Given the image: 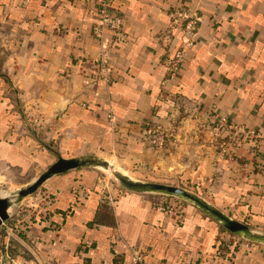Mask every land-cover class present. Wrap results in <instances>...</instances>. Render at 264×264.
<instances>
[{"label": "crops", "instance_id": "1", "mask_svg": "<svg viewBox=\"0 0 264 264\" xmlns=\"http://www.w3.org/2000/svg\"><path fill=\"white\" fill-rule=\"evenodd\" d=\"M111 5L122 33L105 31L101 46L91 34L96 0H0V180L30 184L59 156H111L135 179L189 185L264 231V139L221 157L209 122L217 113L264 136V0ZM177 6L199 14L191 36L165 31ZM178 45L184 60L168 77ZM103 50L109 80L85 83L81 60ZM147 123L166 135L163 148L147 141ZM42 186L49 200L0 264H133L136 249L140 264H264V247L220 240V224L192 204L163 210L151 193L107 186L96 168Z\"/></svg>", "mask_w": 264, "mask_h": 264}, {"label": "built area", "instance_id": "2", "mask_svg": "<svg viewBox=\"0 0 264 264\" xmlns=\"http://www.w3.org/2000/svg\"><path fill=\"white\" fill-rule=\"evenodd\" d=\"M111 1L112 0H96L97 16L95 21L91 24V34L99 41L101 46H104L106 43L104 39L105 31H110L116 36H120L122 33V25L124 21L123 14L120 11L112 8ZM199 21L200 17L196 10L188 9L184 6H177L168 11V22L165 31L169 35L175 31H178L183 35L191 36L197 29ZM183 60V47L180 45L175 46L166 63L168 77H173L176 74ZM80 67L87 76L85 79V83L87 84L98 79L109 80L106 75L108 71V60L106 58L105 50L101 52L100 57L95 61L88 59L81 60ZM109 118L112 119L111 113L109 114ZM209 122L210 125H212V131L214 135L213 143L215 144L217 152L221 157L229 156L231 151H234V147L240 146L244 143H246L250 148H256L259 145L260 140L264 139V136L258 129L233 123L232 121L217 113H212L210 115ZM146 125H149V123ZM144 132L146 134L151 133L153 136L160 137L158 141H161V136L164 135L159 126L153 125H149L144 130ZM158 147H161V145ZM45 198H47V201L49 200L48 196ZM108 201L112 203L113 197H109ZM159 207L168 211L170 210L171 206L159 205ZM224 235H220V240L230 239V243L234 247H240L242 245L248 246L247 244H251L247 241H240L234 236L228 235L227 237ZM143 258L144 254L142 251L137 249L132 251L131 262L133 264H140Z\"/></svg>", "mask_w": 264, "mask_h": 264}, {"label": "water", "instance_id": "3", "mask_svg": "<svg viewBox=\"0 0 264 264\" xmlns=\"http://www.w3.org/2000/svg\"><path fill=\"white\" fill-rule=\"evenodd\" d=\"M81 167L102 168L110 172L124 187L145 193H158L172 196L192 204L207 214L229 232L252 242L264 244V233L250 228L246 223L239 221L223 210L217 208L210 201L190 189L179 186L165 184L161 182L143 181L135 179L132 176L117 169L107 159L96 156L81 157H57L46 169H44L37 178L26 187L18 190L19 197L33 193L48 178L55 174L65 172L70 169ZM9 200L7 197L0 196V227H4V221L9 217L8 214ZM6 229V228H5Z\"/></svg>", "mask_w": 264, "mask_h": 264}, {"label": "rangeland", "instance_id": "4", "mask_svg": "<svg viewBox=\"0 0 264 264\" xmlns=\"http://www.w3.org/2000/svg\"><path fill=\"white\" fill-rule=\"evenodd\" d=\"M147 135V141L150 142L152 145L159 146L161 145V148H163L165 142L167 141L166 135L161 136V141H158L160 137L153 136V134H146ZM155 137V138H154ZM101 158H105L108 161H110L114 166H116L119 170L123 171L122 168L118 166L117 160L114 157L111 156H104ZM98 169L100 173V177L105 180V183L107 186L112 185H119L123 186L122 183H120L110 172H108L105 169L102 168H96ZM148 175H146L142 180L147 181ZM158 176H155V178ZM14 179V178H13ZM18 180L17 178H15ZM141 180V179H140ZM165 183V182H161ZM165 184H171V185H179V186H184L191 191L198 193V191L195 189H192L191 187H187L189 185H182L180 183H173V182H167ZM28 184H20L17 182L11 183L6 180H0V196L2 197H7L9 200V207H8V214L9 217L4 221V227H0V254L3 253L4 246L10 247L13 244H16L18 246V250H20L22 247L19 243V240L22 236L21 232V226L25 224V219H27L28 216H32L33 213L39 209L40 207L43 206V204L47 201V198L44 197L42 191H43V186L40 185L36 191L33 193L27 194L23 197H19L18 195V190L26 187ZM196 190V191H195ZM153 202L154 203H161L163 205H169L173 206L175 201H179L181 203H188L185 202L181 199L172 197V196H167L163 194H158V193H151ZM190 204V203H188ZM221 230L230 236H234L235 238L239 239L240 241H247L248 243H251L250 245H259L261 247H264V244L261 243H256L252 242L249 240H245L231 232H229L227 229H225L221 224H220ZM252 228V227H251ZM253 230H256L258 232L264 233V231L257 230L252 228ZM22 233V234H21ZM228 237V236H227ZM242 243V242H240ZM249 245V244H247ZM20 247V248H19ZM8 248L6 247V250ZM11 250H14V248H10ZM5 250V249H4Z\"/></svg>", "mask_w": 264, "mask_h": 264}, {"label": "trees", "instance_id": "5", "mask_svg": "<svg viewBox=\"0 0 264 264\" xmlns=\"http://www.w3.org/2000/svg\"><path fill=\"white\" fill-rule=\"evenodd\" d=\"M0 231H1V230H0ZM230 241H231L230 239H228V240L226 239V240H225L226 243H229ZM220 246H221V244H220ZM222 247H223V246H222Z\"/></svg>", "mask_w": 264, "mask_h": 264}, {"label": "bare ground", "instance_id": "6", "mask_svg": "<svg viewBox=\"0 0 264 264\" xmlns=\"http://www.w3.org/2000/svg\"><path fill=\"white\" fill-rule=\"evenodd\" d=\"M111 163V162H110ZM117 168V167H116ZM118 169V168H117Z\"/></svg>", "mask_w": 264, "mask_h": 264}]
</instances>
